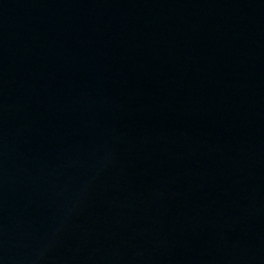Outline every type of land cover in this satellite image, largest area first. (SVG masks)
<instances>
[{
	"label": "water",
	"instance_id": "1",
	"mask_svg": "<svg viewBox=\"0 0 264 264\" xmlns=\"http://www.w3.org/2000/svg\"><path fill=\"white\" fill-rule=\"evenodd\" d=\"M0 264H264V0H0Z\"/></svg>",
	"mask_w": 264,
	"mask_h": 264
}]
</instances>
